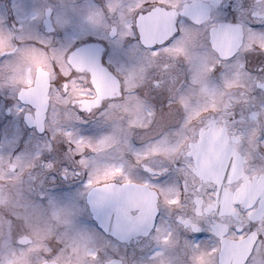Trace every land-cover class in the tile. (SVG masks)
<instances>
[{
  "label": "flooded vegetation",
  "instance_id": "af4514ba",
  "mask_svg": "<svg viewBox=\"0 0 264 264\" xmlns=\"http://www.w3.org/2000/svg\"><path fill=\"white\" fill-rule=\"evenodd\" d=\"M137 2L0 0V94H11L19 88L37 106L48 108L52 122L45 125L43 119L40 125L51 129L54 148L80 135L90 138L92 152L88 154L92 159L86 163L93 165L94 173L96 162L109 173L123 168V177L134 182L133 193L145 209L134 223L118 226L119 239L102 234L82 205L49 195L56 187H63L65 196L82 193L86 175L53 184L46 176L49 166L38 152L17 155L0 142V264H203V256L210 257V244L205 242L199 252L193 251L180 226L195 229L199 220L210 216L224 221L216 231L226 242L227 258L233 264H245V257L257 241L256 232L225 236L228 224L254 222L257 231L264 233V206L255 204L264 199V77L250 76L245 70L249 50L264 48V33L247 27L246 13H242L240 24L223 26L212 46L215 51L204 46L205 29L210 26L203 23L207 16L198 14L192 17V23L181 26L182 35L171 47L139 52L143 56L141 64H136L138 53L115 74L77 69L76 79L69 86L71 95L61 98L60 93L51 90L55 112L61 113L55 117L49 105L53 64L65 74L71 69L58 54V38L47 30L38 33L35 25L51 16L55 26L71 21L72 25L109 29L116 26L118 18L123 24L127 16L130 22L128 8ZM182 2L148 0L158 7L170 4L173 12ZM242 2L250 5L249 10L257 17L264 15V0ZM18 3L22 10L28 9L25 16L19 13ZM120 5L128 7L116 11ZM14 12L18 18L6 23ZM171 17L172 12L163 8L154 14L152 26L145 29L147 43L166 39L174 31ZM33 53L40 60L33 63L25 79L11 80L15 71L11 60L24 64ZM151 57L157 59L156 64H151ZM236 74L240 81H234ZM81 108L92 111V115L84 113L85 122H79L76 116ZM140 113L147 117L144 124H139ZM167 113L174 121L172 128H180L184 134L178 142L175 140V148L171 136L163 137L168 124L157 129V121ZM35 117L36 112L31 119L37 121ZM157 145L174 151L168 155L163 149H152L140 156L141 147ZM87 147L77 145V150ZM64 149L67 152L66 143ZM161 160L175 162L173 174L181 181L180 190L175 186L170 191L159 190L139 183L136 162L158 170ZM119 178L120 173H116L107 182ZM192 185L199 194L181 202V192L186 189L192 195ZM158 199L162 219L157 217V229L151 226V217ZM87 250L92 252L84 253ZM76 259L80 260L76 263Z\"/></svg>",
  "mask_w": 264,
  "mask_h": 264
},
{
  "label": "snow or ice",
  "instance_id": "6c2138e0",
  "mask_svg": "<svg viewBox=\"0 0 264 264\" xmlns=\"http://www.w3.org/2000/svg\"><path fill=\"white\" fill-rule=\"evenodd\" d=\"M126 5L116 7L120 11ZM161 8L166 12H172L171 26L174 31L166 39L154 43H147L145 29H149L153 23L154 14H158ZM250 5L242 0H183L181 4L175 6L173 12L172 5H162L160 7L149 4L148 0L138 2L134 7H129L131 21L127 16L123 17V24L118 18L116 26L109 29H101L95 25L78 24L72 25L71 21L63 25L55 26L51 16L43 23L35 25L36 31L47 30L54 34L58 40V54L63 58L71 71L67 74L61 71L59 66L53 64V78L49 80L50 99L49 105L55 117L61 113L55 112L51 100V90L60 93L61 98L71 95L70 85L76 79V70L84 69L87 72L103 70L106 73L115 74L116 69L121 68L126 60L147 49L151 52H159L162 48L171 47L182 35L181 26L192 23V17L202 14L207 16L203 23L210 27L205 29L203 36L204 46L215 51L212 47L214 40L219 39V33L223 31V26H235L240 24L242 13H246L248 20L245 21L247 27L252 32L264 33V15L257 17L253 11L249 10ZM24 11H28L25 7ZM18 18L16 12L10 15L6 23H12ZM47 25V29H45ZM126 25V27H125ZM220 25L221 28L212 26ZM203 26V24L201 25ZM51 46V45H49ZM231 59V58H224ZM245 70L250 76L264 77V48L258 52L249 50L245 61ZM213 71H217L214 69ZM37 105L29 96L22 94L21 89L8 94H0V142L5 143L13 152L19 155L22 152L34 151L39 153V158L49 167L46 173L51 178V183L58 181H68L73 176L86 175L84 182L85 191L63 195V187H56L49 192L61 201L82 205L84 212L91 219L93 226L102 234L109 235L114 239H119L118 226L122 224H132L144 213L142 201L133 193L135 187L131 179L123 177V168H118L115 173L105 171L104 167L98 162L93 165L86 163L92 157L88 154L92 152V140L80 135L78 139H67L61 142L58 148L53 147V138L50 136L51 129L42 125L34 124L31 117L36 112ZM92 115V111L81 108L76 113L79 122H85V115ZM53 116L49 114V109H45L44 124H51ZM68 145L65 152L64 144ZM77 145H88L84 151H78ZM139 167L136 173L140 177L139 183L143 186H152L159 190H171L173 186L177 190L182 188V184L175 169L172 167L173 161L161 160L157 166L158 170L147 165L142 161L136 162ZM183 166V165H181ZM104 172L103 176L99 173ZM120 173V178L114 183L107 181ZM147 175V179L142 178ZM186 182L187 178H183ZM103 182V186H101ZM192 195L187 190L181 192V202L185 197L188 200L194 198L196 192L195 185H192ZM59 193V196L56 194ZM42 199H46L42 198ZM256 207L264 206V199H258ZM246 210L242 215H246ZM179 214V213H177ZM157 217H161L160 201L158 199L155 211L151 217V226L159 228ZM175 223L174 216H170ZM195 229H187L182 225L184 238L191 244V249L199 252L205 242L211 246L207 249L210 253V264H233L227 258L226 242L217 234L218 224L224 223L219 216L205 217L198 222ZM247 232L251 235L256 232L257 241L254 242L252 249L245 257V264H264V233L257 231V225L250 222L245 225L243 221H234L228 224L225 236L238 234L243 236Z\"/></svg>",
  "mask_w": 264,
  "mask_h": 264
},
{
  "label": "rangeland",
  "instance_id": "374dc122",
  "mask_svg": "<svg viewBox=\"0 0 264 264\" xmlns=\"http://www.w3.org/2000/svg\"><path fill=\"white\" fill-rule=\"evenodd\" d=\"M17 9H18V11H19L20 14H22L23 16H25L26 11L22 10V5H20L19 3L17 4ZM203 53H204V52H203ZM142 57H143L142 54L139 53V61L136 60V64H141V59H142ZM154 57H155V56H154ZM150 59H151V60H150L151 64H156V63H157V59H156V58L151 57ZM39 60H40L39 55H38V54L36 55L35 53L31 54L29 62H26V63H24V64H15L14 61L11 60L12 71L15 69V71H13L12 74H11V80H14L16 77H18V79H20L21 81H23V80L25 79V74L28 73V72L30 71V69H31V67H32V65H33V63H35V62H37V61H39ZM26 61H28V59H26ZM28 64H29V65H28ZM1 70H3V69H1ZM20 70H21V71H20ZM225 77H226V76H225ZM234 81H240V80H239V76H238V74L235 75V80H234ZM143 114H144V113H140V116H139V118H138L139 124H144V123H146V121H147V117L144 118ZM193 114H194V113H193ZM165 116H166V117L162 118L161 120L159 119V120L157 121V124H158L157 129H158V128H164L165 126H163V125L168 124V126H167L168 131H167V133L164 134L163 137L167 138L168 136H169V137L171 136V139H172L173 143H175V140H176V142H178L179 139H180V137H182L184 134L182 133V131H181L180 128H177V129H173V128H172V124H173L174 121H173V119L171 118V114H170V113L165 114ZM163 119H165L164 122L162 121ZM165 128H166V127H165ZM169 133H170V135H169ZM167 141H168V140H167ZM53 145H54V144H53ZM98 146L101 147L100 145H98ZM175 146H176V143L173 145V148H175ZM53 147H54V146H53ZM173 148H172L171 150H167V149H165V148L163 147V145H157L156 147L148 148V149H147L146 147H145V148L141 147V148H140V156H144V155H146V154L149 153V151H151L152 149H153V150H155V149H163V151H165L168 155H172V153H173V151H174ZM125 171H126V170H125ZM107 172H109V170H108ZM126 177L128 178V177H130V176H126ZM97 243H98V242H97ZM210 246H211V245H210ZM91 252H92V250H87V251H85L84 253H91ZM130 253H131V252H130ZM209 254H210V253H209ZM206 256H207V254H205V255L203 256V258H202V261H203V262H201V263H203V264H210V259H209V257H208V258H205ZM79 260H80V259H79ZM79 260L76 259V263H77V261H79Z\"/></svg>",
  "mask_w": 264,
  "mask_h": 264
},
{
  "label": "water",
  "instance_id": "95a60500",
  "mask_svg": "<svg viewBox=\"0 0 264 264\" xmlns=\"http://www.w3.org/2000/svg\"><path fill=\"white\" fill-rule=\"evenodd\" d=\"M213 45H214V43H213ZM214 47H215V45H214ZM42 106V105H41ZM41 106H37V108H36V117H35V119L37 120V121H33L32 119V122L34 123V124H39L40 125V123H42V121H43V119H44V112H45V108L44 107H41ZM37 112H39V114L37 113ZM204 171V170H203Z\"/></svg>",
  "mask_w": 264,
  "mask_h": 264
}]
</instances>
